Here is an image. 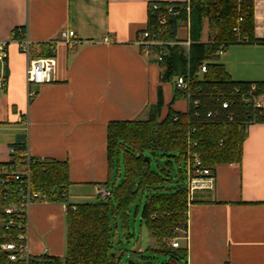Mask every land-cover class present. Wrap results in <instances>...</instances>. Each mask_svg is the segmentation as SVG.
<instances>
[{
    "label": "crops",
    "instance_id": "crops-1",
    "mask_svg": "<svg viewBox=\"0 0 264 264\" xmlns=\"http://www.w3.org/2000/svg\"><path fill=\"white\" fill-rule=\"evenodd\" d=\"M190 1L0 0V40H10L16 27L25 26L30 56L40 57L49 43L56 60L53 81L30 86L29 57L15 40L9 44L0 89V163L9 162L10 148L22 143L34 157L66 161L69 204L84 203L78 201L97 195V186L114 182L118 167L112 169L108 157L110 121L147 118L160 88L162 116L170 109H188L185 98H174V78L162 81L165 66L156 59L157 49L147 55L136 40L149 25L152 3L189 6ZM254 20L257 41L232 44L219 55L232 80L264 81V42L259 40L264 36V0H254ZM69 29L76 33L72 45L59 38ZM212 34L206 16L200 42L210 43ZM177 39L172 45L189 50L190 14L179 22ZM214 173L215 187L197 190L189 200L187 233L180 238L188 249L185 264H264V123L249 125L242 160L218 164ZM120 177L118 172L116 182ZM67 212L62 202L31 206V256L66 254ZM150 240L147 248L155 246ZM147 248L140 246L137 253Z\"/></svg>",
    "mask_w": 264,
    "mask_h": 264
},
{
    "label": "trees",
    "instance_id": "trees-1",
    "mask_svg": "<svg viewBox=\"0 0 264 264\" xmlns=\"http://www.w3.org/2000/svg\"><path fill=\"white\" fill-rule=\"evenodd\" d=\"M177 4L183 9L178 15L169 17L163 39L177 41L178 24L190 14L192 43L189 50L176 43L168 46V53L161 61L165 66L162 81L186 75L191 80V89L200 101L199 105H191L183 112L170 109L162 116L164 98L160 88L158 102L150 108L147 118L110 121L107 127L108 157L112 169L120 167L123 157L124 177L119 182H106L105 186L112 190L108 200L75 204L76 209L68 210L67 251L63 257L30 256L28 264H118L119 256L113 242V226L117 227L119 223L116 216L127 222L129 207L140 192L148 193L142 222L155 241V246H149L141 256L157 253L169 257L170 262L165 264H185L188 249L180 238L188 228V152H198L203 165L213 170L218 164L241 161L247 129L253 123H264V112L245 103L240 96H232L234 87L246 88L252 82L232 80L219 62L218 54L220 49L225 50L232 44L257 41L254 0H191L189 11L186 3ZM159 14L160 11H154L151 5L149 25L156 23ZM206 16H209L213 30L210 43L200 42L202 21ZM259 40L264 42V36ZM53 56V46L44 44L40 57ZM201 63L207 64V72L203 74L199 72ZM256 83L258 91L264 93V81ZM175 91V99L185 98L176 86ZM230 98L234 103L224 108V101ZM15 147L19 153L17 156H20L19 150H24L26 144ZM158 156L166 157V163L172 169L174 160L178 164L175 186H170L174 181L170 171L161 168L166 176L152 167V159ZM31 170L35 190L56 195L52 201L67 202V195L63 196L70 184L66 161L45 159L33 163ZM114 197L116 206L112 201ZM11 239V235L0 231V242ZM175 240L179 242L178 247L171 244ZM0 264L20 262H12L0 253ZM126 264L140 262L129 259Z\"/></svg>",
    "mask_w": 264,
    "mask_h": 264
},
{
    "label": "built area",
    "instance_id": "built-area-1",
    "mask_svg": "<svg viewBox=\"0 0 264 264\" xmlns=\"http://www.w3.org/2000/svg\"><path fill=\"white\" fill-rule=\"evenodd\" d=\"M152 9L157 12L160 11L157 21L140 32L136 43L147 55L157 49L156 59L161 62L168 53V46L173 44L172 41L163 39L165 26L169 21V17L178 15L183 7H180L177 3L162 5V3L154 2L152 3ZM187 9L189 10V6H187ZM235 30H238V28L236 27ZM59 36L60 40L66 41L70 45L76 40V33L72 29L62 30ZM12 40H15L21 50L29 57L26 71L29 85L51 83L56 66L55 58L31 57V40L25 26H18L14 29L10 40H0V89L4 87L6 81L4 65L8 56V46ZM223 53L224 49H220L218 52L219 55ZM199 72L201 74L207 72L206 63L199 65ZM190 81L186 75H178L174 80V85L188 101V108L191 105L197 107L200 102L195 98V93L192 92ZM35 94V90L30 88L29 95L34 96ZM234 95L240 96L242 101L252 104L255 108L264 112V93L258 91L257 83L252 82L246 88L240 85L234 87L232 96ZM233 103V98L232 100L231 98L226 99L223 107L229 108ZM209 114L211 115V112ZM26 148L27 144L20 156H17L19 154L17 148L11 147V160L0 163V220L2 221L3 232L12 236L11 240L0 242V253L5 254L12 262H20V264H28L31 256L28 250L31 206L37 202H51L53 197L56 196L42 193L33 188L31 165L36 162H44L45 158L30 155L29 150ZM188 155L186 187L189 200H191L197 190L213 189L216 177L214 170L205 167L197 153L190 150ZM96 193L102 201H106L111 197L112 190L105 185H99ZM66 195V193H63V196ZM63 203L67 210L76 209L75 204ZM171 244L173 247L179 246L178 240L173 241Z\"/></svg>",
    "mask_w": 264,
    "mask_h": 264
},
{
    "label": "rangeland",
    "instance_id": "rangeland-1",
    "mask_svg": "<svg viewBox=\"0 0 264 264\" xmlns=\"http://www.w3.org/2000/svg\"><path fill=\"white\" fill-rule=\"evenodd\" d=\"M223 57V56H222ZM221 58V57H220ZM219 58V59H220ZM195 153H198L194 151ZM121 164L120 168L118 167L116 170V177L118 175V172L122 173V177L118 179L121 181V179L124 177L125 174V168H124V162L123 157L120 159ZM166 157H154L152 159V167L162 174L167 176V173L161 171V168H166L167 171H170V177L174 179V181L170 184V186H175L177 184V175L178 172V164L174 160V169L168 167ZM183 167V166H182ZM116 181V179H115ZM147 195L140 192L138 196L136 197L135 201L131 203L129 207V220L127 222H123V220L116 216V218H119L118 226L116 227L114 224V234H113V242L114 247L117 249V253L119 256L118 264H126L129 259H134L135 261H139L140 264H148L149 261L152 262V264H165V262L169 261V257L167 255H161V254H153V253H146L145 257H139L138 247H144L147 248L149 242L151 243L152 239L150 234L147 231V228L144 226L142 222V211L144 208L145 203L147 202ZM77 199H73L75 201ZM101 199L93 194V196L90 199H86L84 201L79 200L78 202H84V203H96L99 202ZM102 201V200H101ZM113 203L116 206L115 197L113 198ZM129 233H131V237H129ZM150 236V237H149ZM184 236V232L181 233V237ZM151 257V258H149ZM144 262V263H143ZM170 262V261H169Z\"/></svg>",
    "mask_w": 264,
    "mask_h": 264
}]
</instances>
